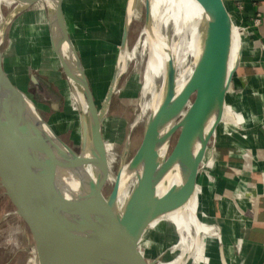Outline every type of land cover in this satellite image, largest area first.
Instances as JSON below:
<instances>
[{
	"label": "water",
	"instance_id": "water-1",
	"mask_svg": "<svg viewBox=\"0 0 264 264\" xmlns=\"http://www.w3.org/2000/svg\"><path fill=\"white\" fill-rule=\"evenodd\" d=\"M128 1L118 60L98 109L69 31L64 0H0V188L23 232L29 235L33 264H158L160 258L151 260L145 251L151 227L182 209L196 194L208 149L223 122L227 94L241 65L243 51L231 68L232 38L237 25L224 0H196L205 14L203 24L209 30L211 59L207 64L195 62L179 94L176 93L177 65L173 59L169 61L164 98L150 115L142 142L132 158L130 144L126 142L114 186L109 194L106 192L111 169L102 127L125 74L119 70L122 56L128 53L138 0ZM39 3L47 7L50 31V19L54 21L58 48L53 47L73 98L76 88L69 72L71 54L81 68L87 101L95 115L92 149L88 121L76 101L82 128L79 154L60 138L35 101L15 83L10 60L4 53L11 22ZM7 5L15 7L4 14ZM151 25V2L145 0V29H151ZM30 81L41 97L55 100L36 75ZM176 134L178 138L171 153L162 157L163 149L166 146L169 149ZM197 137L199 146L194 150L192 144ZM89 154L103 168L98 180L87 176L84 170L83 163H87ZM124 168L129 173L126 184L130 187L134 181L129 201L137 200L135 209L119 201L120 175ZM175 170L180 172V184L173 185L160 197L159 179ZM215 229L220 239L221 262L227 264L221 229L219 226Z\"/></svg>",
	"mask_w": 264,
	"mask_h": 264
},
{
	"label": "rangeland",
	"instance_id": "rangeland-1",
	"mask_svg": "<svg viewBox=\"0 0 264 264\" xmlns=\"http://www.w3.org/2000/svg\"><path fill=\"white\" fill-rule=\"evenodd\" d=\"M128 2V0H121L120 7L117 4V8L123 10L124 7H127ZM14 7V5L9 7L7 5L6 10L3 9L4 14ZM86 7L89 8L87 5ZM144 30L145 0H138L129 35L128 71L126 70L121 79L102 127L105 144L110 149L108 160L111 179L106 187L108 194L114 186L126 142L128 141L130 144V158H132L142 142L147 121L160 103L164 92L165 75L156 78L153 86L147 91L144 89L145 71L148 63V43L145 40ZM235 30L238 46L237 55H239L241 49L243 51V38L239 28ZM73 33L80 41V46L83 49L82 64L96 106L100 109L118 60L122 28H118L114 32H105L103 28L95 26L90 39L87 38V34H79L75 28H73ZM165 36L173 46H179L182 51L187 50V37L178 40L173 25H169L165 29ZM113 40L114 46L111 45ZM50 43L47 7L43 3H39L17 15L11 22L7 30L4 53L10 60L9 64L15 83L35 101L43 118L51 124L60 138L79 154L81 151V123L78 117V105L72 96L59 58ZM195 62L196 58L188 54L186 62L178 69V75L182 77L184 74L185 78H188L189 72L194 69ZM32 75L42 79L50 88L51 95L53 94L52 96L56 100L54 106L40 97L36 89L31 86ZM227 110L228 120L227 122L223 121L234 127L233 129H236L237 133L245 130L246 126L249 125V119L235 110L233 113L229 109ZM177 138L178 134L172 138L167 155L171 153ZM133 184L134 181H132L129 191ZM196 202L198 205V201ZM196 209H198L196 211L199 218L204 222L200 205ZM157 229L151 237L154 246L151 245L149 248L147 244L145 251L151 260L160 258L158 263H169L175 258L177 252L173 251V244H167L162 240L160 227ZM240 239L239 237L238 241ZM205 240L207 241V238ZM29 248V235L23 232L21 223L13 214L10 201L0 188V264H33L31 248ZM207 257L208 260H211L209 264H220L217 241L215 244H208ZM188 264L194 263L189 262Z\"/></svg>",
	"mask_w": 264,
	"mask_h": 264
},
{
	"label": "crops",
	"instance_id": "crops-1",
	"mask_svg": "<svg viewBox=\"0 0 264 264\" xmlns=\"http://www.w3.org/2000/svg\"><path fill=\"white\" fill-rule=\"evenodd\" d=\"M87 1L64 0L63 7L80 57L83 49L73 28L87 34L88 39L95 26L105 32L122 28L123 34L125 20L126 8H117L121 0ZM224 3L234 23L246 29L242 62L227 94V104L250 122L239 133L225 121L219 126L198 178V203L204 221L221 229L227 264H264V0ZM255 18L261 20L258 27L253 26ZM244 155L251 156L252 161Z\"/></svg>",
	"mask_w": 264,
	"mask_h": 264
},
{
	"label": "bare ground",
	"instance_id": "bare-ground-1",
	"mask_svg": "<svg viewBox=\"0 0 264 264\" xmlns=\"http://www.w3.org/2000/svg\"><path fill=\"white\" fill-rule=\"evenodd\" d=\"M151 2V29L144 30L145 40L148 43V63L145 71V90L153 86L154 80L160 76H166L168 63L172 59L177 65V69L184 65L187 59V55L190 54L196 58V62L202 61L203 64H207L210 61L209 51H208V41H209V30L203 24L205 19V14L202 7L196 2V0H150ZM17 10V9H16ZM136 13V11H135ZM135 18V14H134ZM141 18V17H140ZM51 28L50 31V44L54 50L53 45L57 47L58 35L54 28V21L50 19ZM173 25L175 30L176 38L181 40V38L187 37L188 47L187 50L182 51L179 46H173L170 44L168 38L165 36V29ZM238 28V26H237ZM175 38V39H176ZM175 42V41H174ZM129 48V47H128ZM129 50V49H128ZM237 36L236 30L233 31L232 38V51H231V62L230 67L233 68L238 59L237 56ZM129 52V51H128ZM58 57L57 53L55 52ZM69 72L75 86L76 98L78 105L82 109L85 117L88 121V135L90 139V147L92 149L94 146L93 135H94V123L95 115L87 101V89L83 82L82 71L77 63V60L73 54L70 55ZM237 57V59H236ZM130 57L127 53L122 56L121 66L119 72L125 73L127 70V62ZM236 60V61H235ZM85 71V69H84ZM128 71V70H127ZM184 71V70H183ZM189 72V76L191 75ZM186 74V73H185ZM142 76V75H141ZM188 78H185L184 74L177 77V90L176 93L179 94L186 84ZM142 83V82H141ZM158 89V88H157ZM162 90V89H161ZM164 98L165 86L163 90ZM152 104V103H151ZM160 103L156 106L154 112L157 111ZM99 109V108H98ZM72 110V109H71ZM139 111V110H138ZM228 110L225 108L223 114V120L227 122ZM79 117V115H78ZM80 120V117H79ZM81 123V120H80ZM106 124V123H105ZM107 127V126H106ZM137 128V127H136ZM81 129V145H82V128ZM135 129V128H134ZM104 130V129H103ZM106 130V129H105ZM78 138V137H77ZM199 138H195L193 141V149L196 150L199 146ZM168 146H166L161 155L162 157L168 152ZM107 154L110 153L109 147L106 146ZM89 160L84 165V170L87 176L90 178L97 179L101 175L100 163L93 161L94 157L89 154ZM111 159V158H110ZM96 160V157H95ZM114 163V162H113ZM207 163V162H206ZM140 172V170H139ZM142 173V168L140 175ZM129 173L126 168H124L120 175V190H119V201L121 203H126L129 208L135 209L137 205V200L129 201V185H127V178ZM116 179V177H115ZM181 182V175L178 170H175L171 174H167L159 179L158 193L162 197L166 194L170 187L173 185H179ZM196 196L199 194V189L196 191ZM197 199L195 195L193 198L180 210L175 211L164 219L159 221V223L152 225L151 235L148 241V247L150 248L152 244V233L160 227V237L167 244H173V251L177 252L175 258L169 263H158V264H188L193 262L194 264H209L207 257V246L208 244H215L219 239L218 232L215 231L214 227L208 226L205 222H202L199 218L197 211ZM196 207V208H195ZM202 218V217H201ZM158 230V229H157ZM242 237V236H241ZM207 238V241L205 240ZM209 238V239H208ZM215 240V241H214ZM208 242V243H207ZM239 245L242 243V239L238 242ZM218 244V243H217ZM154 246V245H153ZM156 247V246H155ZM213 248V247H212Z\"/></svg>",
	"mask_w": 264,
	"mask_h": 264
},
{
	"label": "built area",
	"instance_id": "built-area-1",
	"mask_svg": "<svg viewBox=\"0 0 264 264\" xmlns=\"http://www.w3.org/2000/svg\"><path fill=\"white\" fill-rule=\"evenodd\" d=\"M260 23H261V20H260V18H255L254 20H253V26L254 27H258L259 25H260ZM238 28H239V32H240V34H241V36H242V38H243V36L245 35V33H246V29L245 28H242V27H239L238 26ZM227 109H229L232 113H233V111H234V109L231 107V106H227ZM236 132H237V130H236ZM244 158L247 160V161H252V158H251V156H249V155H244ZM208 164L210 165H212V163L210 162V161H208ZM204 169V168H203ZM209 175V174H208Z\"/></svg>",
	"mask_w": 264,
	"mask_h": 264
},
{
	"label": "flooded vegetation",
	"instance_id": "flooded-vegetation-1",
	"mask_svg": "<svg viewBox=\"0 0 264 264\" xmlns=\"http://www.w3.org/2000/svg\"><path fill=\"white\" fill-rule=\"evenodd\" d=\"M39 95V94H38ZM40 96V95H39ZM41 97V96H40ZM43 98V97H42ZM50 103H52L51 104V106H54L55 105V103H56V100H54V101H49Z\"/></svg>",
	"mask_w": 264,
	"mask_h": 264
},
{
	"label": "trees",
	"instance_id": "trees-1",
	"mask_svg": "<svg viewBox=\"0 0 264 264\" xmlns=\"http://www.w3.org/2000/svg\"><path fill=\"white\" fill-rule=\"evenodd\" d=\"M121 43V42H120Z\"/></svg>",
	"mask_w": 264,
	"mask_h": 264
}]
</instances>
